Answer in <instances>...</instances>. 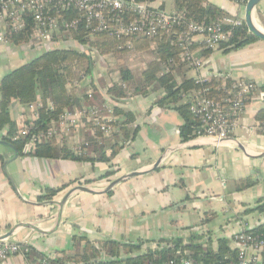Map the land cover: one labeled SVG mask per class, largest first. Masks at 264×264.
<instances>
[{"label": "crops", "instance_id": "crops-1", "mask_svg": "<svg viewBox=\"0 0 264 264\" xmlns=\"http://www.w3.org/2000/svg\"><path fill=\"white\" fill-rule=\"evenodd\" d=\"M138 1L157 11L175 12V0ZM205 1L225 15L244 18L247 0L243 5L231 0ZM253 22L264 32V0L255 7ZM198 41L193 45V54L205 59L209 75L228 74L232 79L253 82L264 91L263 42L258 40L228 52H211L206 57ZM127 43L132 45V51L117 50L126 51L130 62L139 52L130 41L123 44ZM147 51L150 60L154 59L155 47L150 44ZM43 53L0 44V81ZM90 56L95 67L96 56ZM129 71L125 69L121 74L128 76ZM198 74L184 66H177L172 72L177 83L195 80ZM94 80L97 89L106 92L118 82L106 83L101 78L103 83L99 84ZM130 85V79L122 84L124 100L107 97L104 103L133 117L128 127L133 135L123 142L124 147L109 164L25 155L2 139L8 127L0 132V234L12 231L11 240H25L35 254L53 259L63 253L73 254L74 236L85 237L96 245L108 241L133 246L141 243L139 251L128 255L135 257L148 247L156 248L159 241L181 239L187 243L192 235L199 236L198 242L214 253L221 239L228 241L231 251H236L232 241L235 233L251 232L264 225V134L254 129L264 101L256 95L250 99L227 140L194 138L182 142L178 129L184 124L183 118L171 104L164 108L155 105L164 92L156 89L141 94L130 89ZM9 115L14 130L31 121L30 112L18 101L10 103ZM86 133L87 129L77 128L61 144L55 142L54 150L72 148L84 140ZM118 139L120 135L105 145L106 154V148L111 154V146ZM169 148L171 151L166 154ZM130 174L136 176L129 177ZM118 179L121 181L105 193L108 185ZM245 180L252 185L237 191L236 187ZM64 186L67 187L51 201H39L47 189ZM78 186L89 192L73 191L59 206L64 196ZM128 256L121 253L120 259ZM99 260L108 257L102 254ZM4 264H25V259L11 256Z\"/></svg>", "mask_w": 264, "mask_h": 264}, {"label": "built area", "instance_id": "built-area-1", "mask_svg": "<svg viewBox=\"0 0 264 264\" xmlns=\"http://www.w3.org/2000/svg\"><path fill=\"white\" fill-rule=\"evenodd\" d=\"M74 13L73 17L68 15ZM238 16H222L211 22H183L181 14L166 13L152 9L146 2L137 0H0V44L14 45L23 50H38L47 52L55 45L58 48L76 49L90 55V46L80 45L73 34L82 29L90 34L102 33L115 38H134L135 40H154L166 35L174 37L180 49L178 61L169 59L160 75L169 74L179 66L197 71L196 84L199 90H192L181 96L188 103L191 114L198 120L199 127L195 138H208L214 142L227 140L237 126L247 103L256 95L264 101V91L250 81L232 79L228 74L209 75L206 71V61L193 54V45L198 42L202 50L210 52L221 51L220 46L228 42L232 31L243 25ZM26 35L24 40L16 43L13 37ZM129 43V42H128ZM118 45L117 49L132 51V45ZM154 48V43L151 44ZM92 54V53H91ZM218 84L215 92H220L219 98H211L213 89L211 82ZM95 80L86 81L83 87L87 90V98H91L93 87L97 89ZM100 90V91H98ZM98 93L107 103V94L101 88ZM105 104L101 108L91 105L73 106L64 110L51 127L42 131L33 129L38 111L43 106L52 109L48 99L37 100L25 105L30 112L31 121L27 125L16 128L10 140L20 142L23 154H32L37 146L45 141L54 140L61 144L64 137L69 136L79 127L85 128L99 145L113 143L120 135L118 118L113 115V108ZM264 134V121L254 128ZM84 140L69 150L78 154ZM171 149L165 151L170 153ZM110 154V150H107ZM232 241L236 245V259L222 264H264V232H237ZM30 248L23 240L13 241L5 234H0V264H4L11 256H20L25 264H51L53 258L41 257L26 260ZM177 254H180L177 252ZM163 264H201L190 258L178 256Z\"/></svg>", "mask_w": 264, "mask_h": 264}, {"label": "trees", "instance_id": "trees-1", "mask_svg": "<svg viewBox=\"0 0 264 264\" xmlns=\"http://www.w3.org/2000/svg\"><path fill=\"white\" fill-rule=\"evenodd\" d=\"M138 1V0H137ZM236 4L243 5L246 0H231ZM175 12L181 14L183 22H211L225 13L219 8L207 3L205 0H175ZM74 13L68 15L73 17ZM78 33H74L73 37L77 39L80 45H89L90 49H96L100 53L109 50L118 51L117 47L121 43L130 41L135 48L148 50L150 44L154 43L155 58L150 60L145 70L142 72L141 79L137 83L135 92L147 94L160 89L164 92L161 98H158L155 105L164 108L172 105L183 118L184 124L179 127V135L182 142L195 138V132L199 127L198 120L191 114L188 103L183 100L182 94H186L192 90H199L201 85L196 84L192 79H184L177 83L172 73L160 75L163 65L169 60L178 61L180 49L176 45L174 37L160 36L154 40H135L134 38H115L109 37L102 33H94L93 40L86 29H82ZM26 35L21 34L13 37L16 43L18 40H24ZM258 41L250 35L243 23L239 28H235L227 43L220 46V50L228 52L233 49L241 48L247 44ZM211 53L203 50L202 55L208 56ZM179 62V61H178ZM179 66H183L179 63ZM94 69V61L86 52L76 49L56 48L47 51L29 63L15 69L0 81V132L8 127V132L2 139L12 144L18 152L21 153V143L12 142L10 140L15 130L13 122L9 115V105L12 101H18L21 105H27L37 100H49L52 103V109L43 106L38 111V118L34 121L33 129L44 131L56 122L64 110L73 106L83 107L95 105L99 108L105 103V99L93 87L92 97L87 98L86 88L79 87L81 78H85L91 74ZM127 76L120 75L118 82L113 83L107 88V96L112 101H121L126 98V94L122 90V84L127 81ZM213 89L211 98H219L222 96L220 92H215L218 84L211 82ZM113 115L118 118V126L120 127V138L111 146L112 152L109 156L104 151V146L99 145L90 132L86 133L81 151L75 154L66 147H62L56 152L54 150V140L43 142L37 146L32 155L42 159L69 160L74 162L85 163H105L109 164L115 155L124 147L123 142L127 141L133 135L128 128L133 122V117L129 112L119 107L113 108ZM256 120L258 123L264 121V108L258 111ZM110 173L106 174L108 177ZM252 183L249 180L241 182L237 187V191L249 188ZM47 189L45 195L39 198V201H51L60 191L65 189ZM254 233L264 232V225L258 229L251 231ZM199 236L192 235L188 238L187 243H183L181 239L162 240L158 242L156 248H146L144 252L138 256H128L134 250L139 251L142 247L139 243L136 246L119 244L116 242H104L102 245H96L89 242L85 237L74 236L72 238L73 254H61L51 261V264H163L171 259L184 256L201 264H222L225 262H233L236 259V251H231L228 247V241L219 240L218 250L213 252L209 248H204L199 243ZM179 252L180 254H177ZM121 253L125 254L124 260L120 259ZM106 255L108 260H99V257ZM42 256L35 254L32 250L26 256V260L39 259Z\"/></svg>", "mask_w": 264, "mask_h": 264}, {"label": "rangeland", "instance_id": "rangeland-1", "mask_svg": "<svg viewBox=\"0 0 264 264\" xmlns=\"http://www.w3.org/2000/svg\"><path fill=\"white\" fill-rule=\"evenodd\" d=\"M59 45H55L53 48H58ZM139 54L137 55V58L134 60L130 61L127 56L126 51H114V50H109L104 53H100L96 49H92L90 54L95 55V67L91 74L87 75L85 78H81V83L80 85L76 88L78 89L79 87H82V84H85V82L97 79L98 83L101 84L103 83L101 78L106 82L111 84L113 82L118 81L120 78V74L123 72V70L127 69L129 71V75L127 76L128 79L131 80V85L130 89L135 90L137 87V83L141 79V73L143 68L146 66L147 62L151 59V54L147 50H141L136 48ZM20 51V50H19ZM97 63H102L101 65H98ZM113 67H116L114 70H110L109 72L107 71L108 68L113 69ZM104 69V70H103ZM103 70V72H102ZM120 70V71H119ZM124 74V73H123ZM101 77V78H99ZM184 100V99H183ZM185 101V100H184Z\"/></svg>", "mask_w": 264, "mask_h": 264}, {"label": "water", "instance_id": "water-1", "mask_svg": "<svg viewBox=\"0 0 264 264\" xmlns=\"http://www.w3.org/2000/svg\"><path fill=\"white\" fill-rule=\"evenodd\" d=\"M259 2H260V0H247V2L245 4V8H244L243 21H244V25H245L248 33L250 35H252L254 38H256L257 40L264 43V32H262L259 28H257L253 22V11ZM134 176H136V174H130L129 175V177H134ZM120 181H121V179H118V180L111 182L108 185V187L106 188L105 193H107L113 186H115ZM76 190L81 191V192H89L83 186H78V187L72 188L66 194V196H64V198L61 200V202L59 203V206L62 205V203L66 200L68 194H70L71 192L76 191ZM11 233H12V231L8 232L7 234H5V237H9L11 235Z\"/></svg>", "mask_w": 264, "mask_h": 264}]
</instances>
